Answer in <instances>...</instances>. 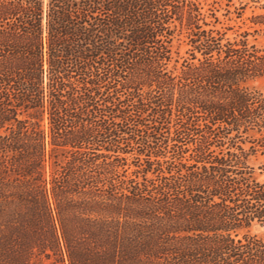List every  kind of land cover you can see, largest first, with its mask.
<instances>
[{
  "label": "trees",
  "instance_id": "16d2710c",
  "mask_svg": "<svg viewBox=\"0 0 264 264\" xmlns=\"http://www.w3.org/2000/svg\"><path fill=\"white\" fill-rule=\"evenodd\" d=\"M222 1L0 0V264H264V48Z\"/></svg>",
  "mask_w": 264,
  "mask_h": 264
},
{
  "label": "rangeland",
  "instance_id": "374dc122",
  "mask_svg": "<svg viewBox=\"0 0 264 264\" xmlns=\"http://www.w3.org/2000/svg\"><path fill=\"white\" fill-rule=\"evenodd\" d=\"M207 3H212V1H207ZM216 17L219 22L216 24L217 29H229L228 37L233 39L248 32L251 35L248 40L251 44H255L260 48H264V28L255 26L252 19L258 15L264 14V0H233L229 3L227 0H223L221 4L216 5ZM205 9H210L208 5ZM213 21V20H212ZM257 31V32H256ZM176 48H179L181 56H186L187 46L183 43L176 42ZM250 87L264 90V80H258L249 83ZM147 124H152L153 121H159L155 119H146ZM174 127V126H173ZM164 136H170L174 132H166L162 130ZM172 137V136H171ZM252 145L247 144L245 148L248 150ZM139 149L138 146L134 147V150ZM250 164L255 167L257 177L259 180L264 181V173L261 171V167L264 166V149L257 147V152L251 156ZM251 236H257L264 239V225H255L252 229L247 232Z\"/></svg>",
  "mask_w": 264,
  "mask_h": 264
}]
</instances>
